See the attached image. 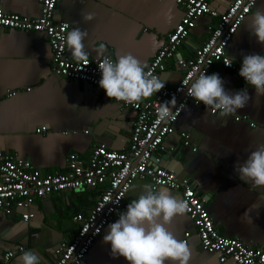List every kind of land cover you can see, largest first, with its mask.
<instances>
[{
	"label": "crops",
	"instance_id": "obj_1",
	"mask_svg": "<svg viewBox=\"0 0 264 264\" xmlns=\"http://www.w3.org/2000/svg\"><path fill=\"white\" fill-rule=\"evenodd\" d=\"M232 1L215 0L211 9L221 14ZM0 8L24 17L39 15L37 0H0ZM259 8H264V0H257L234 33L225 50L228 56L242 60V53L264 54V46L250 39L247 31L250 17ZM82 13H92L95 18L84 23ZM181 16L182 9L174 0H59L54 19L68 23L69 31L79 26L88 32L83 41L88 59L108 55L115 61L131 53L146 69ZM215 23L216 19L208 16L196 21L159 75L166 82L164 88L180 81L184 63L193 58ZM101 46L104 53L98 56ZM67 54L74 60L68 48ZM50 59L51 51L43 35L0 29V95L6 90L16 91L14 97L0 99V151L15 153L41 173L52 174L64 171L70 153L86 158L95 144H104L113 151L124 150L134 113L110 100L103 89L55 76L50 70ZM214 73L225 81L227 91L247 87L252 101L246 108L222 118L191 99L175 122L174 132L164 138L158 165L178 178L196 183V192L204 198L220 235L264 251V187L239 180L233 170L237 159L243 162L251 151L264 144V97H257L254 89L242 85L238 75L220 65L211 68L208 75ZM236 116L243 119L235 121ZM181 132L188 133L191 146L182 145ZM145 185H151L150 181L134 180L126 199H137ZM168 190L179 199V190ZM97 194L81 189L35 200L29 208L32 218L26 222L21 221L22 210L0 215V254L14 252L10 264H19L20 256L32 251L39 256L40 264H54V250L60 243L70 241L77 230L73 215L88 211ZM166 228L178 240L190 232L189 264H220L216 255L201 250L186 215L174 218ZM106 231L107 228L89 249L84 264H127L123 258H111L110 245L103 243ZM19 246L23 247L20 252Z\"/></svg>",
	"mask_w": 264,
	"mask_h": 264
},
{
	"label": "built area",
	"instance_id": "obj_2",
	"mask_svg": "<svg viewBox=\"0 0 264 264\" xmlns=\"http://www.w3.org/2000/svg\"><path fill=\"white\" fill-rule=\"evenodd\" d=\"M58 1L37 0L39 15L34 18L8 13L0 8V29L43 35L51 51L52 74L70 81H83L101 89L98 84L101 78L98 63L104 56L95 60L88 59L87 65L77 63L68 56L66 35L69 24L55 22L54 19ZM174 1L182 9L180 22L167 34L165 43L153 56L145 72L159 77L166 67V61L173 57L198 19L208 16L215 18L216 23L208 38L195 50L193 58L184 63V73L174 87L163 88L152 98H143L133 104L113 99L134 113L129 143L124 150L113 151L104 144H95L86 158L70 153L66 158L64 171L52 174L41 173L30 161L19 158L15 153L0 151V215H10L15 210H22L24 213L21 214V221L26 222L32 218L29 208L35 200L81 189L99 191L97 201L88 211L73 215L72 220L77 224V230L70 241L60 243L54 250V264H84L86 254L99 235L133 201L127 200L126 194L136 179L149 180L155 189L162 187L180 191L179 199L188 204L184 215L194 228L201 250L216 255L220 264L227 261L234 264H264V251L261 247L247 246L237 238L219 234L205 208L204 198L196 192V183L178 178L172 171L158 165L161 160L158 152L163 149L164 138L174 132L175 122L192 99L186 95V88L180 91L184 82L187 80L190 83L191 79L200 74L208 75L216 65L239 76L241 60L228 56L225 50L257 0H233L221 14L211 9L215 0ZM229 63L232 64L231 67L225 65ZM240 79L242 85L246 86L243 78ZM15 95L16 91L6 90L0 95V99ZM173 97L175 104L172 106L171 119L157 122L160 104ZM209 112L212 115L218 113L211 110ZM241 119L243 117H234L235 121ZM244 119L247 120L245 117ZM249 125L254 127L253 123ZM180 137L183 146H191L187 132H181ZM195 150L196 148H192V151ZM190 235V232H185L182 241L187 242ZM22 250V246L17 248L18 252ZM13 257L12 251L1 253L0 264H10Z\"/></svg>",
	"mask_w": 264,
	"mask_h": 264
},
{
	"label": "clouds",
	"instance_id": "obj_3",
	"mask_svg": "<svg viewBox=\"0 0 264 264\" xmlns=\"http://www.w3.org/2000/svg\"><path fill=\"white\" fill-rule=\"evenodd\" d=\"M84 23L94 20V14L82 13ZM250 39L264 46V8H259L250 17L247 25ZM88 32L79 26L67 32L66 45L77 63L88 64V54L83 41ZM104 47L97 50L103 56ZM239 69V76L246 86L254 89L257 97H264V54H244ZM231 67L232 64H225ZM101 78L99 87L105 91L110 100L133 104L153 93L160 92L165 83L151 72H145L143 65L131 53L119 56L115 61L110 56L98 63ZM225 81L218 73L200 74L185 81L180 91L187 89L186 95L206 110L219 113L224 118L238 110L246 108L253 97L247 87L236 92L227 91ZM175 97L160 104L157 110V122L171 119ZM73 106V105H69ZM235 176L254 186L264 187V144L251 151L233 166ZM188 210L186 201L177 199L167 188L155 189L145 185L139 197L129 203L118 218L109 223L103 235V243L110 245L112 259L123 258L127 264H189L191 252L187 242L178 240L166 228L172 220L183 216ZM19 264H40V258L32 251H25L19 258Z\"/></svg>",
	"mask_w": 264,
	"mask_h": 264
},
{
	"label": "trees",
	"instance_id": "obj_4",
	"mask_svg": "<svg viewBox=\"0 0 264 264\" xmlns=\"http://www.w3.org/2000/svg\"><path fill=\"white\" fill-rule=\"evenodd\" d=\"M84 190H86V191H90V192H95V193H96V191L98 192L96 198H95L94 201H93V205H94V203H95V202L97 201V199H98L99 191H98V190H95V189H84ZM92 195L95 196V194H92Z\"/></svg>",
	"mask_w": 264,
	"mask_h": 264
},
{
	"label": "water",
	"instance_id": "obj_5",
	"mask_svg": "<svg viewBox=\"0 0 264 264\" xmlns=\"http://www.w3.org/2000/svg\"><path fill=\"white\" fill-rule=\"evenodd\" d=\"M200 196V195H199Z\"/></svg>",
	"mask_w": 264,
	"mask_h": 264
}]
</instances>
